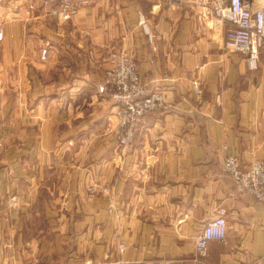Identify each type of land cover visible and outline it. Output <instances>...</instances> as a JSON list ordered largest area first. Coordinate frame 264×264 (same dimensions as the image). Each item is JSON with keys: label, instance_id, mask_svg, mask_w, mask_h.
I'll return each mask as SVG.
<instances>
[{"label": "crops", "instance_id": "obj_1", "mask_svg": "<svg viewBox=\"0 0 264 264\" xmlns=\"http://www.w3.org/2000/svg\"><path fill=\"white\" fill-rule=\"evenodd\" d=\"M225 28L210 0H100L63 23L43 0H0V264H198L219 208L233 215L206 264H264V203L222 168L264 159V64L227 50ZM111 52L166 103L126 146Z\"/></svg>", "mask_w": 264, "mask_h": 264}, {"label": "built area", "instance_id": "obj_2", "mask_svg": "<svg viewBox=\"0 0 264 264\" xmlns=\"http://www.w3.org/2000/svg\"><path fill=\"white\" fill-rule=\"evenodd\" d=\"M97 1L100 0H43L57 23L72 20L81 8ZM210 10L226 24L223 46L242 55L252 70H256L260 63L264 64V8H254L249 0H210ZM109 58L103 86L116 108V139L120 146H126L134 136L138 120L154 110L165 109L166 103L161 91L150 90L141 82L136 64L128 54L111 52ZM222 168L239 192L264 203V159L243 166L237 157L228 155L223 158ZM228 215L233 212L219 208L199 231L194 244V262L206 264L208 243L214 239L224 240ZM124 248L123 243L118 245L120 252Z\"/></svg>", "mask_w": 264, "mask_h": 264}, {"label": "rangeland", "instance_id": "obj_3", "mask_svg": "<svg viewBox=\"0 0 264 264\" xmlns=\"http://www.w3.org/2000/svg\"><path fill=\"white\" fill-rule=\"evenodd\" d=\"M99 191V194H109L108 192V186H105L103 185L102 189L101 190H98ZM87 193H88V196L92 197V196H95L96 194V190L94 189V185H90V186H87Z\"/></svg>", "mask_w": 264, "mask_h": 264}, {"label": "bare ground", "instance_id": "obj_4", "mask_svg": "<svg viewBox=\"0 0 264 264\" xmlns=\"http://www.w3.org/2000/svg\"><path fill=\"white\" fill-rule=\"evenodd\" d=\"M159 264V263H158Z\"/></svg>", "mask_w": 264, "mask_h": 264}, {"label": "trees", "instance_id": "obj_5", "mask_svg": "<svg viewBox=\"0 0 264 264\" xmlns=\"http://www.w3.org/2000/svg\"><path fill=\"white\" fill-rule=\"evenodd\" d=\"M250 1V0H249Z\"/></svg>", "mask_w": 264, "mask_h": 264}]
</instances>
